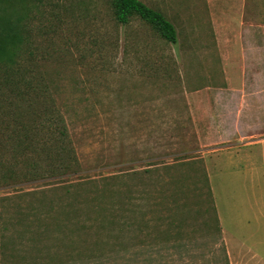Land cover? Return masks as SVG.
I'll list each match as a JSON object with an SVG mask.
<instances>
[{
	"label": "rangeland",
	"instance_id": "rangeland-1",
	"mask_svg": "<svg viewBox=\"0 0 264 264\" xmlns=\"http://www.w3.org/2000/svg\"><path fill=\"white\" fill-rule=\"evenodd\" d=\"M140 1L176 45L137 16L120 24L113 0H0L18 36L0 61V264H243L218 202L237 256L264 240L240 202L264 191V0L218 25L206 0ZM53 109L78 161L62 177L49 128L39 153L18 148Z\"/></svg>",
	"mask_w": 264,
	"mask_h": 264
},
{
	"label": "trees",
	"instance_id": "trees-1",
	"mask_svg": "<svg viewBox=\"0 0 264 264\" xmlns=\"http://www.w3.org/2000/svg\"><path fill=\"white\" fill-rule=\"evenodd\" d=\"M114 12L116 20L122 25H128L131 19L135 16L141 18L153 26L161 35L163 39L176 45L178 43V31L176 26L166 18L160 11L152 9L140 0H113ZM0 26V61L6 59L9 62H14V55L8 49V46L13 44L17 40L18 36L12 28ZM5 29V30H2ZM26 86L23 92L26 95L36 94L38 95L44 89L41 85H34L33 82L25 81ZM34 99V98H32ZM33 100L29 102L27 109L28 115H32L35 112L32 109ZM56 108V107H55ZM41 108H39L37 114ZM33 111V112H32ZM30 117V116H29ZM24 134L21 136V141L18 143V148L22 150L23 155L27 156L29 153H39V148L34 145L36 141L35 135L37 131H44L49 128L50 131L46 132L53 135V154L62 159L63 155L68 156L63 163L59 161H53V175L56 177H62L64 175H70L73 165L78 164L76 156L72 155V149L68 145V129L66 121L58 109H53V112L42 111V116L36 118L32 122L28 121L24 126ZM36 143V142H35ZM46 146V145H45ZM59 166H58V164ZM4 162L0 160V167L2 168Z\"/></svg>",
	"mask_w": 264,
	"mask_h": 264
},
{
	"label": "crops",
	"instance_id": "crops-1",
	"mask_svg": "<svg viewBox=\"0 0 264 264\" xmlns=\"http://www.w3.org/2000/svg\"><path fill=\"white\" fill-rule=\"evenodd\" d=\"M206 2L210 10L214 25H218V23L225 22L227 20L228 21L232 20L231 22H233L234 20L239 21L246 5V0H206ZM248 176L252 178L250 174H248ZM242 198H244V200H241L240 202H242L243 204L242 210H243V215L245 216L244 222L242 223L243 226H247L251 229L256 226V228L261 232L262 229H264V191L263 192L251 191L248 193L243 192ZM248 206H250V208ZM217 211L221 219V225L224 229L227 245L230 248V252H229L230 258L228 257V259H231L232 263L241 260L243 264H264L263 238L261 239L259 238L258 241L255 243H250V242L246 243L245 241H243L249 246V251L252 256H249L248 258L244 257L242 254L237 256L236 251L234 250L235 248L231 249L229 245L231 242L228 239V234H229L228 230L229 229L232 230V228L228 220L225 221L223 218L220 209V202H218L217 204ZM248 211L250 212L248 213ZM252 235L253 232L251 231L249 233V237Z\"/></svg>",
	"mask_w": 264,
	"mask_h": 264
}]
</instances>
